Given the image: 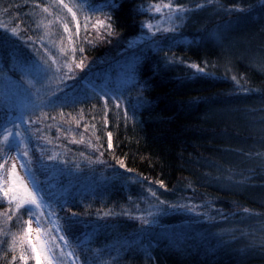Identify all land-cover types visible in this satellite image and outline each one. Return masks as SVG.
<instances>
[{
    "label": "trees",
    "instance_id": "16d2710c",
    "mask_svg": "<svg viewBox=\"0 0 264 264\" xmlns=\"http://www.w3.org/2000/svg\"><path fill=\"white\" fill-rule=\"evenodd\" d=\"M118 66L123 106L82 87ZM10 139L80 264H264V0H0V161Z\"/></svg>",
    "mask_w": 264,
    "mask_h": 264
},
{
    "label": "rangeland",
    "instance_id": "374dc122",
    "mask_svg": "<svg viewBox=\"0 0 264 264\" xmlns=\"http://www.w3.org/2000/svg\"><path fill=\"white\" fill-rule=\"evenodd\" d=\"M72 17L74 18V22L76 24L74 26L76 27L78 20L73 14ZM79 27L80 25L77 28V33H79ZM66 29H68V27ZM68 32L69 30L67 31V35L69 36V42H71L72 35ZM227 32L228 30H222L218 35L220 36L218 39L226 35ZM242 32L243 31L238 28V31L231 35H239ZM63 61L64 58L61 60V62ZM52 62L53 64H56L55 60H52ZM118 68L119 66L115 67L111 71L103 70L101 73H99V77L102 78V81L93 80L92 82H88V80H82V87L90 91H94L102 96L105 103H107V98L109 97L114 102L116 107L123 106V93H121L118 89L114 91L112 89L113 86L111 87L108 82H106L107 79L114 77V70H117ZM55 69L57 68L55 67ZM119 76L122 77L124 75L120 73ZM47 81L50 83V80ZM39 92L40 89L35 91L37 97L39 96ZM7 119V122L12 123L15 126L27 123L23 121L20 114L10 113L8 114ZM18 138V136L14 137L15 140ZM15 140L10 139L3 142L5 146L8 144L11 145L1 155L0 196L5 200L10 209L13 207V214L11 213L12 217L14 216L15 218L17 217L19 219L23 214H25L22 218L25 220V222L21 224L20 227L21 230L24 231L23 237L26 244V251L24 252V264H31L30 260H32V264H59L55 254L56 249L54 245L56 244L60 245L62 254L70 264H80V261L74 253L70 241L64 235L63 227L58 216V210H56L55 207H52L46 201L42 189L39 187L38 182L31 174L25 149L22 150L19 147L21 145L16 143ZM23 209L27 213L23 211ZM20 211L22 213H20ZM251 219L252 218H250V220ZM257 222L259 224H264V221L258 217ZM242 225L243 223L236 225V228L238 227L237 233L239 234V239H222L220 238L222 236L221 233H213L212 237L217 241L215 248L228 247V242L233 241L232 246L235 247V249H242L245 245L244 241H246L240 239L245 230ZM52 240H54V242ZM30 254L32 256H30Z\"/></svg>",
    "mask_w": 264,
    "mask_h": 264
}]
</instances>
